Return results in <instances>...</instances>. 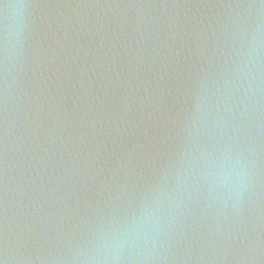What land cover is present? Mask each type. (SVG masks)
Masks as SVG:
<instances>
[{
  "label": "water",
  "instance_id": "obj_1",
  "mask_svg": "<svg viewBox=\"0 0 264 264\" xmlns=\"http://www.w3.org/2000/svg\"><path fill=\"white\" fill-rule=\"evenodd\" d=\"M0 264H264V0H0Z\"/></svg>",
  "mask_w": 264,
  "mask_h": 264
}]
</instances>
